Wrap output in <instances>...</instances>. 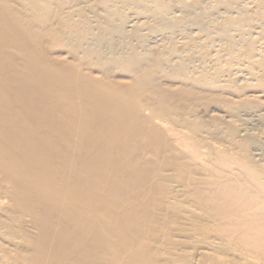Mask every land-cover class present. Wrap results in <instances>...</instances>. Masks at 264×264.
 I'll return each instance as SVG.
<instances>
[{
	"label": "bare ground",
	"instance_id": "obj_1",
	"mask_svg": "<svg viewBox=\"0 0 264 264\" xmlns=\"http://www.w3.org/2000/svg\"><path fill=\"white\" fill-rule=\"evenodd\" d=\"M53 39L73 43L78 62L49 59ZM113 69L129 80L113 81ZM168 75L178 88H162ZM253 81H264V0H0V190L37 229L25 238L28 264H159L153 225L175 198L162 190L165 172L203 168L201 138L180 140L161 123L196 136V118L226 123L234 113V135L249 141L240 149L260 156L249 130L264 107L236 95L222 109L225 95L210 92ZM176 145L185 165L172 160ZM208 165L207 179L189 178L188 196L225 249L264 264V170L247 164L217 180Z\"/></svg>",
	"mask_w": 264,
	"mask_h": 264
},
{
	"label": "rangeland",
	"instance_id": "obj_2",
	"mask_svg": "<svg viewBox=\"0 0 264 264\" xmlns=\"http://www.w3.org/2000/svg\"><path fill=\"white\" fill-rule=\"evenodd\" d=\"M217 13L221 15V13H219V12H217ZM213 14H214V17L219 16L218 14L215 15L216 11ZM213 14H212V17H213ZM219 18H220V16L217 19H219ZM67 42H69V41H67ZM67 42H63L61 39L59 41H57L56 39L50 40V46L51 47L49 46L50 48L48 49L46 56L49 59H53V60H55V59L63 60V61L68 60L69 62L71 60L72 61L71 63H74V62L77 63L78 62L77 59H79V58L76 55L73 56L74 55L73 52L75 53L74 49L72 48L73 46L71 45L73 43H70V45H69ZM70 42H72V41H70ZM63 43H65V44L67 43V44L65 45ZM70 51H72V56L69 55V53L71 54ZM75 57H77V58H75ZM81 68H85L87 73H89V74L92 73L94 75H98V71H95L96 69L93 67H92L93 68L92 69V68H89L85 65L84 66L82 65ZM85 69H83V71ZM111 71H112V74H111L110 78L113 79V81L116 80L119 82L120 81L126 82L130 78L129 77L130 74L128 72L123 71V70L113 69ZM176 80L177 79L175 77H172V76L170 77V75H168L163 80L159 81V84L162 86V88L164 90L175 89V88H178L177 87L178 83L176 82ZM254 83H255V85H254ZM262 84H264V81H257V83H256V81L255 82L253 81V83L248 82V83L239 84L236 86L233 85V83H232L231 86L229 87L230 89H228V91H221L220 89H216V87H215V89H212L210 92L214 93V95L215 94L217 95L220 93L221 94L220 100H221V98H224V95H225L226 99L224 98V100H226V101L228 100L227 101L228 105L225 104L227 102L223 101V99H222V102L223 103L225 102L224 104L222 102L219 103L220 104L219 106L222 107V109H227L228 106L230 108V106H231L229 104L230 99H228V97L231 98V100H233V99H235L234 96H236V95H241V97L245 98L246 101L248 100L250 103H252L251 104L252 106H255L257 108H262V107H264V85L262 86ZM226 87L228 88V86H226ZM231 90H233L234 92H232ZM202 92L205 93V92H209V91H202ZM236 92H237V94H236ZM212 93H210V95L212 97H218L220 95L219 94L218 96H213ZM228 93H230V94H228ZM234 93H235V95H233ZM206 95H207V93H206ZM206 95H205V97H206ZM211 96H209V97H211ZM206 98L208 99V96ZM222 104H223V106H222ZM255 104H258V105L256 106ZM226 105H227V107H226ZM172 115H173L172 110H165L161 116L170 118V117H172ZM235 116L237 117V115L232 113L231 116L229 117V121L226 123L220 122L219 120L218 121H210L209 120V122H207L204 120V118H201V117L196 118L195 119L196 122H201L204 125L203 127L200 128V131L202 129L201 133L198 132V134H196V136H194L195 134L191 133V131L194 128H191L188 125L187 126H183V125L182 126H180V125L175 126V125L170 124L166 120H165V123H161L162 128L171 129L172 133L176 134L180 140H182V136H185V135L193 136L197 140H200V138H201L202 142L201 143L199 142V144H197V146H195L194 148H197L198 150L203 151V153L200 151L201 153H200L198 159H196V162L199 164V166L203 167V168L201 170V168H196L195 166L194 167L193 166L192 167L185 166L184 172H182V173L177 172L174 168L173 169L175 172L174 171H169V172L166 171L165 172L169 176L170 180L169 181L167 180V182L165 180L163 181V185H162L163 189L162 190L164 192H166V195L169 191H171L174 194L175 198L174 199L172 198L173 199L172 200V199H169L168 197H166V199H165V197H164V199H165V206H164L165 210L163 211V215H162V219H161L162 225L161 226L153 225L155 228H157V234L154 237V239L151 238L152 240L150 241V243H151L150 245L151 246L153 245L152 247L157 249L156 250L157 251L156 252V254H157L156 258H157L159 264H206V263H208V260H209L208 264H211V262H213L215 264L216 263L217 264H220V263L223 264V262H225L224 264H250V263L252 264L255 261V259L251 258L248 254L245 255V253H244L245 256L243 254H241V256L242 255L244 256V257L242 256L243 257L242 258V257H239L240 256L239 252H237V255H236V252L234 253V251L231 252V250L225 249L226 245H227L225 243V241L223 239H218L217 238L218 234H216L214 230H211V229H213L211 227L212 225L210 226L211 223L210 222L208 223V221H207V220L210 221L211 219H209V217H207V220L205 219V217L207 216V212L203 211L204 208H203V210L198 209V207L195 205L194 201L192 200L193 198L188 196L190 193L189 187L194 186V185L187 186L189 178L193 177V176L198 178L197 175L198 176L200 175L201 178L205 177L204 179H207L206 176L209 175L208 174L209 172L207 170V169H209L208 164H211V165L213 164L214 168H216L215 170H217V171L220 170V171H218V173H219L218 175L216 172V175H217L216 178L218 177L217 180H219V179L224 180L225 177L227 178V176H231L233 174V173H231V172H233L232 171L233 169H234V171H236L235 170V168H236V169H238L236 172H240L239 170H244L245 168H247L248 165L249 166L247 169H249V167L252 165L250 167L251 170H252L253 166L255 165L252 171H255L256 169L257 170H259V169L264 170V149H263L264 148V125H263L264 122L257 123L256 125H253V126L248 124L252 127L249 131L252 130L251 132H253V133L255 132L254 133L255 135L257 134V140H260L261 149H262L260 156H251L246 151L248 153L247 154L245 152L246 155L247 156L249 155V158H248L245 156V153H243V152L245 151V149H244L245 144L246 143L248 144L249 141L242 139L240 136H235V135H239V134H237L238 132L236 129H238V127L240 126V123H241V121L238 118H236ZM189 124H191V123H189ZM203 129H206L207 131H209V133L208 134L204 133L203 131H205V130H203ZM189 133H191V134H189ZM172 136H173V134H172ZM229 137H231V139ZM239 139H240V142H239ZM241 141L243 143H241ZM244 142H245V144H244ZM250 142H251V140H250ZM240 144H243L241 146H243L244 148L240 149V146H239ZM176 146H178V148L181 151L180 152L177 151L179 153L177 155L172 154V156H173L172 160L176 161L177 163H181V164L185 165L186 163L189 162V160H186L184 157L185 150L183 149V147L181 145H176ZM182 149H183V151H182ZM209 149H210V151H209ZM217 149H218V151H217ZM211 150H214V151H211ZM208 151L211 153L215 152V151L216 152L212 153V155H209ZM205 152L207 154H205ZM224 152L229 154V156L227 154H225V156H224ZM218 153H219V155H221V153H222L221 157L218 155ZM217 157L219 159H217ZM229 157H231V159ZM227 158H228V160L230 159L231 161L233 159L234 161H232V162H236V164L233 163V164H230V166H228L229 164L227 165V162H226L227 160L226 161L223 160L224 162H226L225 165H227L228 167L224 166L223 165L224 162L222 164L221 163L222 161L220 162V160L227 159ZM163 162H164L163 165H167V163H168L167 157L164 158ZM216 164H217L218 168L215 167ZM238 165L241 167H239ZM231 166H232V168H231ZM211 167H213V166H211ZM169 168H172V167H169ZM229 170H231V171H229ZM227 172L228 173L230 172L231 174H227ZM223 173L225 175L227 174V176H225ZM220 174H221V177H220ZM233 175H235V174H233ZM186 182H187V184H186ZM198 211H200V212H198ZM30 218L31 217L29 215L25 214L24 211H22L19 208H16L11 202H9L7 197L5 196V194L0 190V264H8V262H10V261H13L14 263L16 261L19 264H28L29 263L28 258H30V255L32 252H31L30 247L28 246L29 245L28 242L25 240L30 238L31 235L34 236L37 233V229L33 225V221ZM206 227H207V229H206ZM202 228L204 231L201 232ZM213 232L216 234V235H214V237L217 239H215V238L213 239V236L211 238V235L214 234ZM26 237H27V239H25ZM22 238H24V239H22ZM192 240H193V242H192ZM208 240H209V242H211V240L212 241L217 240V242L221 241V244L217 243V242H216V244H213V242H214L213 241L211 243L214 245V247H212V249H209L213 245L210 244L208 242ZM206 241L211 245L210 247ZM217 244H220V246L222 245L221 247H223V248L220 247V249H217L216 248ZM218 248H219V245H218ZM213 250H216V253ZM218 250H220V251H218ZM221 250H223V251L221 252ZM218 255L221 258H219ZM213 256L218 257L217 259H219L220 263H218L217 259H216V261H215V259L212 260L213 258H211V257H213ZM247 256L249 257L248 259H250V261L247 260V258H245ZM222 260H223V262H222ZM252 260H253V262H252ZM257 263H258V261H257ZM257 263L255 261V263H253V264H257Z\"/></svg>",
	"mask_w": 264,
	"mask_h": 264
}]
</instances>
